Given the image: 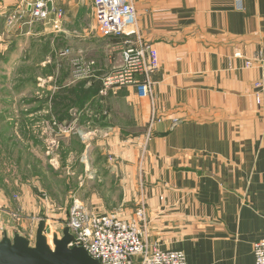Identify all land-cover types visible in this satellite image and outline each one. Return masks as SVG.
<instances>
[{
	"label": "crops",
	"instance_id": "crops-1",
	"mask_svg": "<svg viewBox=\"0 0 264 264\" xmlns=\"http://www.w3.org/2000/svg\"><path fill=\"white\" fill-rule=\"evenodd\" d=\"M30 1L0 0L4 56L46 37L52 55L82 58L97 80L122 64L111 47L124 38L102 34L93 0H53L46 21L31 18ZM132 2L140 37L159 56L153 93L140 97L123 86L104 96L102 82H91L104 138L96 151L108 143L121 160L120 172L108 175L132 188L127 199L133 193L146 202L151 244L182 250L187 264H255L254 243L264 238V89L262 110L256 100L264 0ZM13 13L25 15L11 22ZM153 111L160 120L146 140ZM96 164L103 178L104 164ZM90 195L99 199L98 191ZM11 223L0 211V224Z\"/></svg>",
	"mask_w": 264,
	"mask_h": 264
},
{
	"label": "rangeland",
	"instance_id": "rangeland-1",
	"mask_svg": "<svg viewBox=\"0 0 264 264\" xmlns=\"http://www.w3.org/2000/svg\"><path fill=\"white\" fill-rule=\"evenodd\" d=\"M11 52L0 53V211L8 213L12 223L0 224V234L5 229L34 243L36 223L43 215L44 232L54 245V233L61 234L76 202L91 211V206L102 204L103 212L134 218L141 199L136 201L133 193L127 199L126 191L132 188L108 175L120 172L121 160L109 152L107 142L104 150L96 151L104 138L96 127L102 115L96 113L91 82L102 81L93 73L76 77L80 57H61L59 51L52 55L46 37ZM98 162L104 164L103 178ZM97 191L99 199L91 198L90 192Z\"/></svg>",
	"mask_w": 264,
	"mask_h": 264
},
{
	"label": "built area",
	"instance_id": "built-area-1",
	"mask_svg": "<svg viewBox=\"0 0 264 264\" xmlns=\"http://www.w3.org/2000/svg\"><path fill=\"white\" fill-rule=\"evenodd\" d=\"M50 1L53 3V0L28 2L30 16L34 21H46L49 18ZM93 8L94 18L104 36L124 38L111 47L113 55L121 54L122 64L102 79L100 94L106 96L112 89L133 86L140 97L152 96L155 84L152 75L159 68V56L157 50L139 35L137 11L132 0H93ZM19 14L10 16V21L24 17L23 13ZM61 15L62 12L58 11L57 16ZM74 70L75 76L80 79L91 73L82 58L75 61ZM256 87L260 88L256 91V100L259 110H262L264 81L258 82ZM159 120L153 111L146 140L152 137L153 126ZM65 227H69L72 236L68 246L84 247L101 264H187L182 250H164L150 243L145 201H141L134 218L130 220L121 218L114 211H91L83 203L76 202L69 209L61 234L55 232L54 235L61 237ZM47 239L49 242L48 236ZM254 256L255 264H264V238L254 243Z\"/></svg>",
	"mask_w": 264,
	"mask_h": 264
},
{
	"label": "water",
	"instance_id": "water-1",
	"mask_svg": "<svg viewBox=\"0 0 264 264\" xmlns=\"http://www.w3.org/2000/svg\"><path fill=\"white\" fill-rule=\"evenodd\" d=\"M48 9H53L51 1ZM45 228L46 220L41 219L34 243L20 233L13 237L7 232L0 234V264H101L84 247L68 246L72 238L69 227L64 228L61 237L54 235V248L48 242Z\"/></svg>",
	"mask_w": 264,
	"mask_h": 264
},
{
	"label": "bare ground",
	"instance_id": "bare-ground-1",
	"mask_svg": "<svg viewBox=\"0 0 264 264\" xmlns=\"http://www.w3.org/2000/svg\"><path fill=\"white\" fill-rule=\"evenodd\" d=\"M49 243H50V241H49ZM51 244V243H50Z\"/></svg>",
	"mask_w": 264,
	"mask_h": 264
}]
</instances>
